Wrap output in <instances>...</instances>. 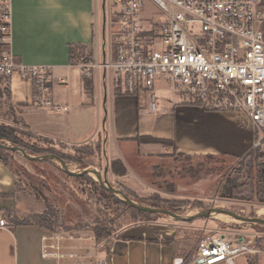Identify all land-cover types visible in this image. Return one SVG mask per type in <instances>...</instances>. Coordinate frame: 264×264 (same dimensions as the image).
Masks as SVG:
<instances>
[{
	"label": "crops",
	"instance_id": "crops-1",
	"mask_svg": "<svg viewBox=\"0 0 264 264\" xmlns=\"http://www.w3.org/2000/svg\"><path fill=\"white\" fill-rule=\"evenodd\" d=\"M107 1L11 0L10 51L22 66L49 67L52 78L54 104L48 106L33 104L30 80L17 74L9 80L8 103L23 125L36 136L69 145L102 137L110 160H121L127 168L122 176L126 180L133 173V164L127 160L131 155L140 162L167 153L162 144L141 143L135 153L125 156L121 144L136 142L141 136L170 141V146L181 154L242 156L250 151L252 130L239 127L224 111L201 109L174 93L160 99V111L151 110L147 91L126 93L116 85L109 70L97 66L91 77L82 76L72 62L73 46L96 64L114 57V39L105 43L104 38ZM107 6L113 15V2ZM60 78L67 83L60 84ZM141 93L146 94L142 99ZM55 104L68 109H57ZM3 149L10 151L0 147V215L7 220V226L0 227V264H174L176 257L189 258L194 253L196 244L187 243L183 229L194 228L196 221L165 217L121 229L119 237L97 255L89 249L95 262L93 258L75 261L69 254L80 247L67 236L58 240L52 230L11 221V214H17L16 180L12 169L2 161ZM141 180L135 174V179L130 178L131 188L139 190ZM45 244L47 249L43 248ZM45 251L49 254L43 255ZM235 264L246 263L238 258Z\"/></svg>",
	"mask_w": 264,
	"mask_h": 264
},
{
	"label": "rangeland",
	"instance_id": "rangeland-1",
	"mask_svg": "<svg viewBox=\"0 0 264 264\" xmlns=\"http://www.w3.org/2000/svg\"><path fill=\"white\" fill-rule=\"evenodd\" d=\"M111 1L108 0L107 5ZM107 5L104 9V38L105 43H111L115 25L112 23V9H108ZM146 6L152 10L149 3ZM80 55L83 54L75 50V62ZM7 87V81L0 76V124L13 126L16 129L15 135L35 149H52L54 152L49 153L63 154L70 171L79 173L84 169L98 170L103 179L106 177L109 187L122 191L131 200L143 205L163 207L180 215L219 208L243 216L264 218V159L258 154H248L251 150L242 156L231 153L181 154L170 146V141L141 136L135 139L136 142L121 144L125 156L135 153L141 143L162 144L167 153L161 158H148L140 162L130 154L132 157L127 160L130 165L133 164V173L126 180L122 178L124 174L114 172L112 162L115 160H110L102 137L79 145H69L31 133L10 107ZM151 92L155 94L158 111L161 110L160 99L172 94L162 77L156 79L154 88L147 91V94L150 96ZM140 96L142 99L146 94L141 93ZM223 113L233 118L239 127L252 130L253 144L255 134L251 122L237 112ZM0 143L12 145L7 140H1ZM5 156L15 175L17 215L22 217L42 213L46 210L45 202L50 203L57 215L56 229L52 231L59 236H74V246L91 247L90 251L96 252V255L105 250L114 238L119 237V231L125 227L165 217L178 221L163 214L155 216L138 213L128 204L118 202V198L110 192H105L95 174H69L56 159L32 160L12 150L5 153ZM135 174L142 178L139 190L131 188L133 184L130 178L135 179ZM191 221H196L194 228L183 231L187 235V243L196 244L195 250L201 238L206 235L243 236L251 251L238 258H243L246 264H264V224L244 222L222 213ZM77 237L81 238L77 240ZM73 259L77 261L80 258Z\"/></svg>",
	"mask_w": 264,
	"mask_h": 264
},
{
	"label": "built area",
	"instance_id": "built-area-1",
	"mask_svg": "<svg viewBox=\"0 0 264 264\" xmlns=\"http://www.w3.org/2000/svg\"><path fill=\"white\" fill-rule=\"evenodd\" d=\"M113 8L114 57L96 64L80 55L75 64L82 76L102 67L129 94L151 91L162 77L172 93L204 110L248 119L255 134L251 150L264 159V0H113ZM11 17V0H0V76L7 83L15 74L30 80L33 104L53 105L50 68L22 66L10 51ZM149 97L155 110V94ZM5 226L0 215V227ZM250 251L243 236L206 235L189 258L176 257L174 264H235Z\"/></svg>",
	"mask_w": 264,
	"mask_h": 264
},
{
	"label": "water",
	"instance_id": "water-1",
	"mask_svg": "<svg viewBox=\"0 0 264 264\" xmlns=\"http://www.w3.org/2000/svg\"><path fill=\"white\" fill-rule=\"evenodd\" d=\"M0 147L8 149V150H14V151H18L21 152L25 157H27L28 159H33V160H44V159H56L60 162L62 168L64 169L65 172L72 174V175H85V174H90L93 173L97 176V179L99 181L100 186L107 190L108 192H110L113 196L117 197L118 199H120L121 201L125 202L126 204H128L129 206L147 212V213H158V214H163L166 216H169L173 219H176L178 221H191L194 220L196 218H201V217H209L212 216L214 213H224L227 214L235 219L244 221V222H253V223H261L264 224V218L261 217H250V216H243L239 213H236L234 211L231 210H225V209H219V208H210L207 211L204 212H199V213H195L192 215H180L176 212H173L169 209L163 208V207H155V206H148V205H143L139 202H135L133 200H131L127 195H125L122 191L116 190L112 187H109L107 185V179L106 177L103 179L102 175L100 174V172L98 170H94V169H84L83 171L76 173V172H72L68 169L67 167V163L65 162V160L63 158H61L59 155L54 154V153H47V154H43V155H30L28 154L22 147L17 146V145H7L5 143H0Z\"/></svg>",
	"mask_w": 264,
	"mask_h": 264
},
{
	"label": "trees",
	"instance_id": "trees-1",
	"mask_svg": "<svg viewBox=\"0 0 264 264\" xmlns=\"http://www.w3.org/2000/svg\"><path fill=\"white\" fill-rule=\"evenodd\" d=\"M87 59H90V57L88 55L83 54ZM71 58H72V62L75 63V48L74 46L71 49ZM86 86L89 87L90 86V81H86L85 82ZM16 129L13 126L10 125H5V124H0V141H10L12 143V145H17L22 147L28 154L30 155H39V154H43V153H49V152H54V150H38L35 149L32 146H29L28 144L24 143L21 139H19L16 135ZM3 151H5L3 149ZM5 153H7L6 151L3 152V156H2V161L8 165ZM256 154V152H254L253 150H251L248 154ZM57 154V153H56ZM58 155L63 158L66 159V157L61 154L58 153ZM33 160V159H32ZM120 164V165H119ZM117 165L120 166V170H118ZM112 168L114 170L115 173L118 174H125L126 173V168L124 167V165L121 163V161H113L112 162ZM105 192H108L104 189ZM118 202H121L123 204H126L125 202L118 200ZM46 205V210L43 211L42 213H36V214H29L26 216H22L20 217V215L17 214H11V221L14 222L15 224H26V223H33V224H37L39 226H42L46 229L49 230H55L56 229V221H57V215L55 213V208L48 202H45ZM155 206V205H152ZM133 208V207H132ZM134 210H136L138 213L141 214H148V215H155V216H161L162 214H158V213H147L138 209L133 208ZM100 236V233H99Z\"/></svg>",
	"mask_w": 264,
	"mask_h": 264
},
{
	"label": "flooded vegetation",
	"instance_id": "flooded-vegetation-1",
	"mask_svg": "<svg viewBox=\"0 0 264 264\" xmlns=\"http://www.w3.org/2000/svg\"><path fill=\"white\" fill-rule=\"evenodd\" d=\"M89 249H90V247H82V248H80V250L78 251V252H76V254H77V257H79L80 258V260L82 259V258H84V259H87V258H92V254H90L88 251H89ZM76 257V258H77ZM78 260V259H77ZM90 263H91V261H90ZM92 264V263H91ZM96 264H99V263H96Z\"/></svg>",
	"mask_w": 264,
	"mask_h": 264
},
{
	"label": "bare ground",
	"instance_id": "bare-ground-1",
	"mask_svg": "<svg viewBox=\"0 0 264 264\" xmlns=\"http://www.w3.org/2000/svg\"><path fill=\"white\" fill-rule=\"evenodd\" d=\"M219 214H221V213H219ZM222 214H224V213H222ZM227 215V214H226Z\"/></svg>",
	"mask_w": 264,
	"mask_h": 264
}]
</instances>
